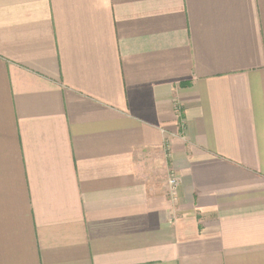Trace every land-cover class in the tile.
I'll return each mask as SVG.
<instances>
[{"label":"crops","instance_id":"crops-1","mask_svg":"<svg viewBox=\"0 0 264 264\" xmlns=\"http://www.w3.org/2000/svg\"><path fill=\"white\" fill-rule=\"evenodd\" d=\"M0 264H264V0H0Z\"/></svg>","mask_w":264,"mask_h":264},{"label":"built area","instance_id":"built-area-1","mask_svg":"<svg viewBox=\"0 0 264 264\" xmlns=\"http://www.w3.org/2000/svg\"><path fill=\"white\" fill-rule=\"evenodd\" d=\"M180 184V179L175 175L172 174L169 179L170 191L174 199L177 197V191Z\"/></svg>","mask_w":264,"mask_h":264}]
</instances>
